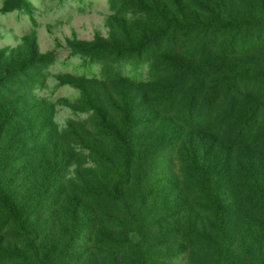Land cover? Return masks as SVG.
<instances>
[{
	"label": "rangeland",
	"instance_id": "374dc122",
	"mask_svg": "<svg viewBox=\"0 0 264 264\" xmlns=\"http://www.w3.org/2000/svg\"><path fill=\"white\" fill-rule=\"evenodd\" d=\"M222 1L235 16L258 10L256 0ZM219 2L0 0V188L27 229L0 213V264H264V205L222 198L227 219L205 215L185 144L155 143L149 121L159 108L138 85L147 66L77 53L94 42L132 46L165 20L205 21ZM262 64L253 57L247 68ZM115 71L126 79L105 82ZM125 107L139 123L138 150L135 139L110 140L100 126L108 118L120 130ZM125 175L122 202L112 203L107 196Z\"/></svg>",
	"mask_w": 264,
	"mask_h": 264
},
{
	"label": "trees",
	"instance_id": "16d2710c",
	"mask_svg": "<svg viewBox=\"0 0 264 264\" xmlns=\"http://www.w3.org/2000/svg\"><path fill=\"white\" fill-rule=\"evenodd\" d=\"M223 4L220 0L217 11L210 12L205 21L165 20L162 28L132 46L94 42L79 45L77 52L110 64L130 59L147 66L149 78L138 85L149 86L159 108H154L156 115L149 121L159 132L155 143L174 142V151L183 150L180 147L185 144V154L190 156L185 166L202 193L201 211L222 222L228 215L221 207L222 198L248 208L253 203L264 205V68H247L253 57L262 59L264 66V0H256L258 10L252 5L244 16L225 13ZM104 79L113 82L126 77L115 71ZM149 97L144 92L141 105ZM121 98L126 103L124 94ZM122 113L120 130L108 118H102L100 126L110 140L126 143V139H135L133 148L138 150L142 143L137 139L142 134L137 135L134 126L139 123L131 121L128 107ZM162 120L169 124H159ZM170 125L172 132L167 130ZM162 131L169 137L160 135ZM127 181L128 175L121 176L111 195H106L112 203L121 201L120 188ZM0 213L3 223L10 222L27 233L18 204L2 188ZM203 237L205 245L216 247L209 237Z\"/></svg>",
	"mask_w": 264,
	"mask_h": 264
}]
</instances>
